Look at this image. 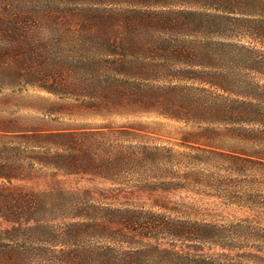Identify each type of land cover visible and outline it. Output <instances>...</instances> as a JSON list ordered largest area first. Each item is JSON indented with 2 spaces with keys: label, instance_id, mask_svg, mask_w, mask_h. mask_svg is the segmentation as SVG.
Listing matches in <instances>:
<instances>
[{
  "label": "trees",
  "instance_id": "16d2710c",
  "mask_svg": "<svg viewBox=\"0 0 264 264\" xmlns=\"http://www.w3.org/2000/svg\"><path fill=\"white\" fill-rule=\"evenodd\" d=\"M20 84L103 120L0 116V264H264V240L227 241L264 236V0H0V92ZM141 115L179 136L107 119ZM178 190L242 214L198 218ZM80 195L103 207L63 217Z\"/></svg>",
  "mask_w": 264,
  "mask_h": 264
},
{
  "label": "rangeland",
  "instance_id": "374dc122",
  "mask_svg": "<svg viewBox=\"0 0 264 264\" xmlns=\"http://www.w3.org/2000/svg\"><path fill=\"white\" fill-rule=\"evenodd\" d=\"M63 97L58 98L56 96L50 95L44 91H41L35 87L29 86V85H23L20 84L13 88H6L3 89L0 92V116L9 117V116H18V117H30V116H37L39 115L38 109L39 108H45L44 106H48L50 103L54 102H62L65 103V109H63L64 114L57 115L58 118L63 121L67 122L69 124H76V125H84V126H91V124H96L103 119L99 117L91 116L90 110H87L86 106H80L79 105V96L67 93L66 95H62ZM67 113H71L68 115ZM126 118H138L141 120H155V121H162L163 124L159 125L160 127H157V125H153V121L150 125L148 124V128L150 130H156V132L160 133L164 137L163 140L166 139L165 136L169 137H178L177 134V125L168 122L162 119L155 118L153 115L148 116H113L110 118H107L108 121L112 122V125H118L119 123L123 122ZM75 125V126H76ZM157 128V129H156ZM62 185L65 188L70 189H79L82 190L79 192V194H82L83 189L89 188L91 189V185H101L102 181L95 180L94 182H91V176L87 175H76V176H65L62 177ZM106 186V184H103ZM91 191V190H90ZM169 198L175 202H179L180 204L183 203V208L192 210L191 208L194 206L196 210L193 212V214H196L198 218H211V219H217L221 221H230L232 219H237L241 216V211L238 210V207L233 204H229L228 202H224L223 200L213 198V197H205L201 195H196L187 191H173L171 193H168ZM77 200L72 205H67L65 210L61 211V215L63 217H66L67 219H86L91 218L94 215H97L96 212L93 209L94 205L101 206L95 201H91L88 198H84V195H80ZM83 197V198H82ZM132 202H140V200L146 199V195L141 194L136 196H131ZM194 199V201H192ZM190 201V202H189ZM189 202V203H188ZM93 204V206L91 205ZM189 204L190 207L187 206ZM99 207V209L101 208ZM193 207V208H194ZM192 212V211H191ZM58 212H49V211H40L37 213V216L42 219L47 218H53L58 216ZM98 214H101L100 212ZM186 214V213H185ZM213 217H210V216ZM60 216V215H59ZM262 239L263 237H259L251 232H242V233H232L229 234V238L227 241L231 242H237L240 244H247L249 242H252L253 240ZM218 240V239H217ZM216 240V242H217ZM220 239L219 241H221ZM204 244L209 246H214L211 239L203 241ZM218 243V242H217ZM218 250L222 249L218 246H215ZM211 247V248H215ZM226 251V249H224ZM242 251V250H241Z\"/></svg>",
  "mask_w": 264,
  "mask_h": 264
}]
</instances>
